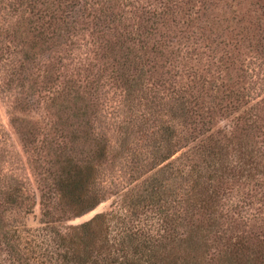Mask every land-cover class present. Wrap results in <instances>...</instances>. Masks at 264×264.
<instances>
[{
  "label": "trees",
  "instance_id": "obj_1",
  "mask_svg": "<svg viewBox=\"0 0 264 264\" xmlns=\"http://www.w3.org/2000/svg\"><path fill=\"white\" fill-rule=\"evenodd\" d=\"M104 1H107L105 4L111 2ZM250 1L199 0L197 14H202L203 25L192 40L177 49L169 41L155 43L149 49L150 45L141 40L146 35L144 32L133 37L138 46L130 45L123 34L116 35L115 41H97L95 45L100 54L104 52L103 59L110 60L112 68L117 66L113 73L120 75L127 62L136 70L134 78L124 74L116 77L125 81L130 93L132 91L131 96L138 94L141 106L136 111L131 109L132 119L119 127L116 140L103 135L74 137L69 140L72 147L86 148L80 157L75 153L74 156L60 154L57 159L64 156L65 160L56 162L58 170L36 172L41 192L37 227H29L25 221L34 214L35 204L29 203L30 199H22L19 207L17 199L13 198L15 190L8 185L9 207L12 211L16 205L22 208L23 217L8 219L4 225V244L20 264H264V220H251L256 225L260 221L261 226L259 235L249 237L236 226L238 220L247 219L248 213L242 210L239 201L242 197L232 199L235 184L250 183L264 164L263 150H250L242 138L235 137L241 122H254L257 126V117L251 114L252 110L242 111L245 96L240 90L222 91L223 83H214V73L217 72L216 78L220 81L223 71L209 67H217L221 57L217 54L203 61L199 58V53L210 47L200 44L208 31L219 39L216 47L222 48L230 58V48L245 39L241 37L244 31H250L245 21L247 12L239 10ZM257 1L256 7L264 6V0ZM136 3L154 17L153 24H164L171 16L170 0H135L131 6ZM31 5L28 0V7ZM206 13L217 16L204 21ZM222 22L236 24L238 35L234 36L236 29L223 27ZM223 28L233 37L220 36ZM157 30L153 26L152 32L147 34L154 35ZM238 36L240 39L234 38ZM151 55L170 66L177 64L175 79L170 83L163 81L161 85L150 83L147 77L152 68L147 69V66ZM170 55L175 57L170 59ZM204 55L208 54L204 52ZM212 57L217 59L215 63H206ZM201 66L206 70L199 69ZM201 71L210 76L203 84L213 81L211 88L201 85L204 78ZM235 112L243 114L234 117ZM217 114L224 115L225 119L233 118L230 126L219 132H215L213 118ZM137 123H142L139 130L143 132V139L134 143L131 137ZM115 155L130 163L125 175L135 182L134 187L141 186L133 203L120 198L117 185L109 186L100 180L103 164ZM166 173L171 178L169 183L176 178L182 182V196L176 208L163 200L170 187L164 183ZM161 175L164 180L160 182ZM109 195L118 197L111 211L97 214L82 224H72L96 210Z\"/></svg>",
  "mask_w": 264,
  "mask_h": 264
},
{
  "label": "rangeland",
  "instance_id": "obj_2",
  "mask_svg": "<svg viewBox=\"0 0 264 264\" xmlns=\"http://www.w3.org/2000/svg\"><path fill=\"white\" fill-rule=\"evenodd\" d=\"M134 1L111 0L105 4L107 1L104 0H31L29 8L28 0H0V264H20L4 244V225L8 219L21 220L23 217L22 208L18 209L16 205L12 211L9 207L8 185L13 186V198L17 199L19 207L22 199H30L29 203L32 201L35 204L34 214H30L25 221L29 227H37L41 209L37 173L58 170L56 162L65 160L64 156L57 159L60 154L74 156L75 153L80 157L86 148L72 147L69 140L74 137L103 135L116 140L119 127L124 121L132 119L131 109L136 111L141 106L138 105V94L131 96L132 91L130 93L125 81L116 77L124 74L125 77L134 78L136 70L127 62L121 68L120 75L113 73L117 66L112 68V62L103 59L104 52H98L97 41H115L116 35L123 34L130 45L138 46L133 37L137 38L140 32H144L146 35L141 40L150 45L149 49L155 43L158 45L164 41L173 43L177 49L187 40H192L200 25H203L202 14H197L199 0H170L171 16L166 23L160 22L159 25L153 24L154 17L142 11L138 3L131 6ZM227 2L233 6L232 2ZM258 3L252 0L239 8L242 13L247 12L245 21L250 31H244L241 37L245 39L238 46L230 48V58L222 48L216 47L219 39L211 31L205 32V37L200 39L204 48L205 45L210 47L200 52L199 58L203 61L210 55L218 54L221 57L217 67H209L214 71H223L220 81L216 78L217 72L214 73V83H223L222 91L240 90L245 96L242 111L252 110L251 114L258 121L257 126L254 122H241L235 137L242 138L250 150L264 152V6L256 7ZM215 16L216 13H206L203 20L208 18L209 22ZM222 25L232 26L237 30L234 36L238 35L236 24L222 22ZM153 26L158 30L154 35H148ZM223 29L220 36L233 37L226 28ZM234 38L240 39L239 36ZM129 43L127 46L130 48ZM147 48L145 51L149 52ZM204 52L208 55H204ZM173 57L168 56L170 59ZM150 60L147 64V69L152 68L147 77L151 79L150 83L161 85L163 81L170 83L175 79L177 68L174 66L177 64L170 66L153 55ZM216 60L212 57L206 63L213 64ZM199 69L206 70V67ZM201 72L204 75L201 85L206 89L211 88L213 81L209 85L203 84L205 78L210 76L206 71ZM207 92L213 95L212 91ZM242 114L239 112L234 117ZM213 118L215 132L228 128L233 119H225L222 114ZM141 125L137 123L133 128L131 141L134 143L143 139V132L139 130ZM221 137L224 140L222 134ZM62 142L67 144L66 147L56 144ZM116 155L103 164L100 180L109 186L117 185L120 198L133 203L142 190L141 186L134 187L135 182L125 175L130 163L123 162ZM165 176L167 179L164 183L170 187L163 200L171 202L176 208L182 196V182L176 178L169 183L170 176L168 173ZM158 180H164L163 175ZM234 189L237 198L233 196L232 199L242 197L240 205L248 213L245 215L247 219L244 222L238 220L236 226L253 238L259 235L261 225L260 221L256 225L251 220H264V164L250 183L239 182ZM117 200L118 197L109 195L108 200L96 210L72 224H82L97 214L111 211ZM228 205L230 207L231 204Z\"/></svg>",
  "mask_w": 264,
  "mask_h": 264
}]
</instances>
